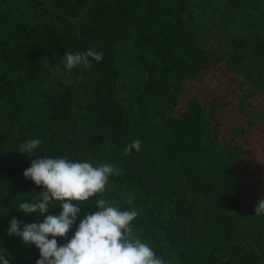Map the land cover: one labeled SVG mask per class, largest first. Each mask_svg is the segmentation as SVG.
<instances>
[{
	"label": "trees",
	"instance_id": "obj_1",
	"mask_svg": "<svg viewBox=\"0 0 264 264\" xmlns=\"http://www.w3.org/2000/svg\"><path fill=\"white\" fill-rule=\"evenodd\" d=\"M88 48L103 59L66 72L64 52ZM260 122L264 0H0V251L37 259L5 230L36 219L18 210L43 191L22 176L35 157L16 151L39 139L37 156L114 164L96 197L134 207L166 264H264Z\"/></svg>",
	"mask_w": 264,
	"mask_h": 264
},
{
	"label": "clouds",
	"instance_id": "obj_2",
	"mask_svg": "<svg viewBox=\"0 0 264 264\" xmlns=\"http://www.w3.org/2000/svg\"><path fill=\"white\" fill-rule=\"evenodd\" d=\"M61 57L66 72L77 67L87 69L93 61L103 59L102 54L92 48L75 53L65 51ZM40 144L39 139H28L20 143L16 151L35 157L22 171V176L43 191L30 200L23 199L18 210L23 215L35 214L36 219L22 224L12 217L5 230L7 235L35 247L38 253L35 264H166L165 259L135 233L132 221L139 213L134 207L122 209L107 199L96 197L97 193L105 191L109 178L119 174L114 164L94 165L88 160L63 155L37 156L35 150ZM140 147V139L132 140L124 147V153L139 151ZM85 205H94L96 210L81 216V207ZM57 206L60 211L49 214V209ZM254 214L264 216V196L256 201ZM70 230L71 236L64 240ZM57 237L63 242H58ZM7 256L5 250L0 251V264H10Z\"/></svg>",
	"mask_w": 264,
	"mask_h": 264
},
{
	"label": "rangeland",
	"instance_id": "obj_3",
	"mask_svg": "<svg viewBox=\"0 0 264 264\" xmlns=\"http://www.w3.org/2000/svg\"><path fill=\"white\" fill-rule=\"evenodd\" d=\"M248 142L247 156L257 162L264 161V122H260L250 129Z\"/></svg>",
	"mask_w": 264,
	"mask_h": 264
}]
</instances>
